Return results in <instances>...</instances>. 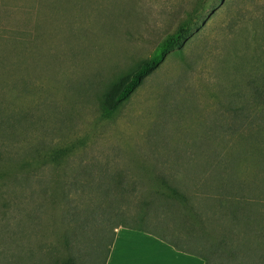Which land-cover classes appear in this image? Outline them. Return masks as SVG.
Instances as JSON below:
<instances>
[{"label": "rangeland", "instance_id": "rangeland-1", "mask_svg": "<svg viewBox=\"0 0 264 264\" xmlns=\"http://www.w3.org/2000/svg\"><path fill=\"white\" fill-rule=\"evenodd\" d=\"M188 14L196 18L179 46L103 116L99 94L148 58ZM0 139L29 151L84 144L82 151L49 149L54 161L44 178L51 202L41 211L33 184L28 205L33 222L62 230L65 204L85 205L84 169L94 163L88 171L95 223L77 229L78 264H89L103 228L94 264L101 263L114 224L105 210L118 202L113 191L102 195L111 185L99 181L103 175L123 173L139 189L151 173H172L181 189L203 193L211 188L201 179L208 158L227 160L246 180L258 173L261 183L255 148H264V0H0ZM1 188L0 250L9 253L17 243L5 223L15 229L21 217L19 187L5 179ZM123 206L127 216L139 212L135 201ZM146 217L149 228L182 235L177 216Z\"/></svg>", "mask_w": 264, "mask_h": 264}, {"label": "trees", "instance_id": "trees-1", "mask_svg": "<svg viewBox=\"0 0 264 264\" xmlns=\"http://www.w3.org/2000/svg\"><path fill=\"white\" fill-rule=\"evenodd\" d=\"M195 18V15H186L178 22L174 31L166 33L157 41L148 58L141 61L126 77L116 79L104 88L99 94L100 112L103 116H110L115 112L142 79L156 68L163 55L169 49L179 46ZM53 148H58L56 150L60 152L71 149L82 151L85 146L83 144L77 147L71 143L67 146L29 151L21 150L9 140L0 139V189L1 182L5 179L13 182V187H19L15 205L17 204V212L21 215L15 229L6 220L7 233L13 235L17 244L9 253L7 250H0V264H78L74 251L77 229L82 227L81 231L88 230L95 223L93 190H89L93 186V176L88 171L94 163L87 164L84 169L87 178L85 190H81V193L85 194V205L76 209L70 202L65 204L63 213L69 221L62 230H53V224L47 220L33 222L28 209L33 197V184L37 187L39 209L45 212L47 203L51 202L49 199L53 195L50 194L52 188L44 178V169L54 161L53 158H48L49 149ZM255 150L258 162L264 167V148ZM61 161H66V158ZM206 166L209 173L201 179L203 185L208 184L211 188L203 193L197 189H181L172 182V173H151L145 181L139 182V189L135 181L130 182L120 172L100 177V182L111 184L101 191L102 195L106 196L109 191H113L118 202L116 207H107L105 210L106 214L109 213V219H114V224L110 228L100 264H104L117 227L150 233L178 251L199 257L203 264H264V181L261 182L263 184L257 183L258 173H254L249 180L244 179L229 169L227 160L207 158ZM57 192L63 193V197L67 193L64 190ZM133 201L138 203L139 212L127 216L123 204ZM3 204L7 208L13 205L7 202ZM151 211H166L177 216L182 235L173 236L149 228L146 216ZM80 215L83 216V223L74 222ZM46 231H49L48 235L45 234ZM101 231L102 235L95 243L89 264H94L97 258V249L106 230L102 228ZM22 238L26 242H21ZM30 240L33 242H29Z\"/></svg>", "mask_w": 264, "mask_h": 264}, {"label": "crops", "instance_id": "crops-1", "mask_svg": "<svg viewBox=\"0 0 264 264\" xmlns=\"http://www.w3.org/2000/svg\"><path fill=\"white\" fill-rule=\"evenodd\" d=\"M104 264H203V261L150 233L117 227Z\"/></svg>", "mask_w": 264, "mask_h": 264}]
</instances>
